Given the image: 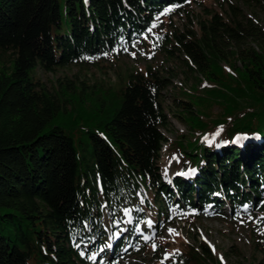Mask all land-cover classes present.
<instances>
[{
  "label": "trees",
  "instance_id": "trees-1",
  "mask_svg": "<svg viewBox=\"0 0 264 264\" xmlns=\"http://www.w3.org/2000/svg\"><path fill=\"white\" fill-rule=\"evenodd\" d=\"M186 1L0 0V56L9 55L0 59V264H105L97 253L105 243L116 264L122 208L131 210L134 227L149 215L155 232L173 202L194 216L218 214L223 201L233 208L264 200V40L260 51L242 47L255 33L239 32L215 12L187 35L152 27L169 23ZM223 39L233 49L224 51ZM135 42L152 53L183 52L188 68L210 84L201 88L211 87L201 108L218 110L207 123L172 97L175 115L191 129L179 134L175 163L192 169L189 176L165 182L159 172L160 147L168 144L159 130L168 124V78L149 65L115 89L63 77L47 90L33 77L38 69L96 66ZM194 130L212 136L206 143ZM251 225L257 263L264 264V222ZM165 248L155 250V264H222L202 239ZM166 253L178 254L164 260Z\"/></svg>",
  "mask_w": 264,
  "mask_h": 264
},
{
  "label": "rangeland",
  "instance_id": "rangeland-1",
  "mask_svg": "<svg viewBox=\"0 0 264 264\" xmlns=\"http://www.w3.org/2000/svg\"><path fill=\"white\" fill-rule=\"evenodd\" d=\"M211 12L218 13L221 21L236 27L238 31L240 30L239 32L246 30L255 33L252 39L247 37L242 40L240 45L252 47L254 51H260L258 42L264 40V0H188L177 12L171 14L169 23L168 19L164 18L157 22L154 28L155 30L163 29L168 33L176 29L187 35L186 29L191 28L197 31L198 21L209 17L208 14ZM222 45L224 51L228 52L233 49L231 42H226L224 39ZM8 57V53H3L0 59L7 61ZM189 63V59L183 52L179 54L177 51H173L171 55H165L161 51L152 53L142 44L135 42L132 50L118 55L116 58L100 61L96 66L78 67L70 65L55 68L52 72L38 69L33 73V77L43 83L47 90H51V87L55 86L57 78L63 79V77L74 81L81 80L92 89L108 85L115 89L120 78L124 80L126 74L139 69L143 70L146 65H149L159 75L167 77L168 85L162 92V100L166 108L168 124L159 130L168 144L162 143L157 162L161 177L165 182H169L172 175L187 173L189 170V168L188 170L184 169V171L180 170L175 163L180 156L177 149H181L179 134H185L187 137V133L191 132L188 123L175 115L178 113V107L172 104V97L185 100L191 104L195 113L192 117L194 119L197 117V120L203 123L209 122L218 110V106L215 104L206 107L207 111L201 108V104L208 98L206 91L209 87L201 88L203 85L209 86L210 84L195 70H190L187 66ZM236 64L239 63L236 62ZM220 65L223 71H230L227 62H220ZM215 87L218 88L219 85L215 84ZM179 106L181 107V102ZM181 110L183 109L179 108V111ZM192 133L198 134L200 138L212 136L210 133H201L197 130L192 131ZM177 135H179L178 138H175ZM137 201V199L132 200V204ZM262 202L264 200L257 201L255 206L241 204L233 208H230L227 202H222L218 214L214 215L206 210L194 216L191 215L193 210L180 209L173 202L171 217L168 221H161L155 232L152 224L150 226L147 223V221H151L149 215L137 225L139 226V232H137V226H132L129 222L130 216L124 212V209L128 208H122L120 210L122 219L119 222V230L121 231L120 242L123 246L116 264H155L157 263L154 256L155 250L157 255H161L167 249L166 246L172 247L180 244V239L181 242L185 240L190 244H197V239H202L214 257L220 260L222 264H258L259 253L253 249L251 244L254 231L251 221L264 222V219H261L264 218V203L262 204ZM168 229H174L179 235L169 234ZM144 237H150V239L145 240ZM108 239H110L109 235ZM156 241L159 244L153 250ZM97 253L104 256L105 264L112 262L109 258L111 252L108 243H105Z\"/></svg>",
  "mask_w": 264,
  "mask_h": 264
},
{
  "label": "snow or ice",
  "instance_id": "snow-or-ice-1",
  "mask_svg": "<svg viewBox=\"0 0 264 264\" xmlns=\"http://www.w3.org/2000/svg\"><path fill=\"white\" fill-rule=\"evenodd\" d=\"M170 11H172V9H168L166 12L161 13V15H166L167 12H170ZM157 19H159V17H157ZM152 27L154 28V27H156V25L153 24ZM149 31H150V30H149ZM205 139H207V138H205ZM237 139H239V138H237ZM209 142H210V141H209ZM178 175H187V173H178ZM245 207H247V206H245ZM124 212H125L126 215H129L130 212H131V210H130V209H124ZM261 219H264V218H261ZM129 222H131V221H129ZM147 223H148L150 226H151V224H152L151 221H147ZM136 231L139 232V226H137ZM168 232H169V234L179 235V233H176L174 229H168ZM144 239L147 240V239H150V237H144ZM77 247H79V245H77ZM155 249H156V245L154 244V245H153V250H155ZM176 254H178V253H172V254H167V253H166L165 256H164V260H167V259L169 258V255H176ZM81 255H83V253H81ZM88 258H89V259H95L94 256H93V257H88ZM161 264H164V261H163V260L161 261Z\"/></svg>",
  "mask_w": 264,
  "mask_h": 264
}]
</instances>
